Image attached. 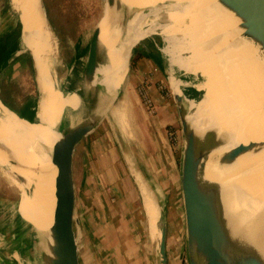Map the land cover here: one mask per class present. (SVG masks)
<instances>
[{
    "label": "bare ground",
    "instance_id": "obj_1",
    "mask_svg": "<svg viewBox=\"0 0 264 264\" xmlns=\"http://www.w3.org/2000/svg\"><path fill=\"white\" fill-rule=\"evenodd\" d=\"M114 1L116 9L103 5L97 24L102 60L93 83L105 89V97H113L127 73L130 52L155 30L165 41L161 49L174 93H181L182 84L176 69L203 76L193 82L203 90L202 96L196 102L185 97L192 109L186 120L198 143L212 145L203 160L201 177L221 184L220 202L231 236L242 233L264 259V51L244 34L239 17L222 0ZM10 3L20 10L17 42L33 51L34 67L43 72L39 74L42 99L36 121L19 117L0 100V166H9L5 171L23 194L22 214L31 248L47 257L54 243L58 174L52 162V145L62 143L79 95L60 88L53 71V78L46 82L44 72L46 67L51 69L58 50L41 1ZM181 45L188 51L186 57L181 54ZM234 148L237 153L229 154ZM220 154L226 163L217 162ZM142 195L149 226L159 238V210L146 191Z\"/></svg>",
    "mask_w": 264,
    "mask_h": 264
},
{
    "label": "rangeland",
    "instance_id": "obj_2",
    "mask_svg": "<svg viewBox=\"0 0 264 264\" xmlns=\"http://www.w3.org/2000/svg\"><path fill=\"white\" fill-rule=\"evenodd\" d=\"M41 4L45 11L49 28L56 42V51L58 50L50 67L52 70L46 67L44 77L46 78V82H48L53 78L54 74L57 85L60 88H77L81 96L84 98L82 110L79 113V117L77 118L78 122L92 120L95 124L92 128V133L89 132V136L95 133L98 134L99 132L98 135H106V139L108 137L111 144H113L112 141H114V139L118 143H122L125 142V140H137L138 138L142 137V127L145 133L147 131V135L150 138L152 137V126H154L153 121L157 120V115H159L160 117V114L162 112L164 113L163 120L166 121L165 125H162L166 140L172 147L174 156L181 166L184 148V135L181 129L178 107H184V111H186V113L192 110L189 107V101L187 99L189 98L196 102L202 96L203 90L200 89L196 92L192 91L190 88H188L189 85L186 84V81H199L203 79V76L201 74L195 75L190 73H182L181 69L175 68L176 72L181 74L178 75V78L182 81V84L180 85V90L182 89L180 93L182 96L181 101H177L175 99V94L169 86V80L167 77H164L163 81L157 80L153 83L147 82L144 79L135 84H130V76L136 68V58L140 56L139 54H142L137 49L135 53L133 52L131 54L127 73L122 84L118 88L117 93L113 97H105L106 93L104 88L99 87L95 83L92 85V87L88 86L84 77L83 70L86 62L90 35L93 28L96 26V24H98L104 13L103 5L106 4V0H41ZM2 7H4L3 0H0L1 10H3ZM9 10L10 11L5 12L7 16L4 17V19L0 22V27H4V23H6L5 19H7L8 22L13 21L14 23H16V25L18 24L17 22L18 20H20V17L18 19V14H20V10L14 9L11 6V3L9 6ZM3 15L4 13L0 14V16ZM100 25L102 26V20L100 22ZM151 35L155 36V39L159 42L160 47L164 45L165 41L162 38V35L157 30L145 36L142 41H147V38H149ZM17 43L18 42H16V44ZM182 47L184 46L181 45V48ZM181 51L183 57H186L188 55L187 50L182 48ZM29 52L33 54V51ZM101 60L102 55L99 47L98 63L101 62ZM37 73L38 87L40 90L42 88V85L39 84L41 83L39 74L43 72L40 71L39 73V70H37ZM16 80L22 81L21 76L18 75L14 81L9 79V82H7V84L9 83V85L11 86L13 85L16 95L19 96V94L23 93V89H19L16 87ZM26 80H29V78H26ZM3 83H5V81L4 79H1V101L4 97H6V94L11 91V89L8 90V88L7 90H4L6 86L2 85ZM142 84H145L147 86L146 89L152 97L154 108L151 111H149L141 101L139 86ZM186 87L187 89H185ZM133 95L137 100L135 103L133 102V99L128 98L129 96ZM156 95L161 97L159 101H157L158 106L155 105L154 100V97ZM185 97L187 99H185ZM41 99L42 95H40L38 103H40ZM93 131L97 132L94 133ZM111 148L114 150V147ZM118 152V166L120 167V165L123 164L125 166V162L122 157H119ZM18 165H22L20 163V160L18 161ZM8 168L9 166H5V168L3 166H0V178L5 181V186L2 187V192L0 194L5 198H13V200L11 201L13 203V206L11 208H13V210L15 209L16 217L28 230V237H30L29 228L26 223L27 221L22 214V210L24 207L23 194L21 192V189L19 188V184H17L16 181H13V179H11L6 173L5 170H7ZM78 179L79 178L76 177L77 181H74L76 197L75 218L77 219V222L75 223V229L77 240L79 243L78 245L81 264H133L130 261L127 262V260L125 259L126 257H130L129 255H127L128 248L123 242L124 238L127 235H130V231H124L122 226L123 223L122 221H120L119 217L124 219V213L126 212L129 216V211L133 206L130 199L132 196L136 195L134 193V191L136 192V188H134L131 192L130 188L132 189L134 185L131 187L130 185L126 184H118L117 190L115 191L110 185L106 184H95L94 187H92V185H81L78 182ZM27 190L29 191L30 188L28 187ZM93 192H95V194ZM98 192L104 196L103 202L106 203V210L109 214L107 221L109 219V222L112 223L113 219V224L115 226L114 232L111 236L113 244L110 243L109 248H106L108 247L106 245L103 246L102 242L98 243L97 236L92 232V228L90 229L89 226L94 221H97L98 223L103 222L104 218L95 215V220H93L92 217L88 220L85 219L86 223L89 224L90 222L89 225L83 226V224L80 223L81 215L85 210L84 204L88 208L92 207V209L95 211L101 205L100 201L99 203H97V201L92 199V194L96 195L98 194ZM163 202L164 205L163 207H161L160 215L158 217V227L160 228L163 223H167V219H175L179 226H181L185 231V212L181 191V180L180 182H178V180L176 181L175 187L171 188L169 197H167ZM132 203L138 207V200L136 202L132 201ZM77 205L79 211H77ZM13 222L17 223L18 221L17 219H15ZM118 222H120L119 230H117L116 226L118 225ZM1 223H3V226H7V224H9L6 216L0 217V225H2ZM33 233H37L35 228H33ZM19 234L16 239H21L26 251V256H24V259L19 261V264L26 262L27 259L30 261V264H47L48 256H40L36 254L32 248V250L28 249V251L27 248L30 247V244L28 243V237H24L23 232H20ZM117 237L121 238L120 243L116 242V240H119V238ZM3 245L4 239L2 238L0 239V247ZM19 251L20 249L16 250L15 252L17 257L19 255ZM107 252H111L110 255H106L105 253ZM120 254L122 256H120ZM183 264H189L187 253Z\"/></svg>",
    "mask_w": 264,
    "mask_h": 264
},
{
    "label": "crops",
    "instance_id": "obj_3",
    "mask_svg": "<svg viewBox=\"0 0 264 264\" xmlns=\"http://www.w3.org/2000/svg\"><path fill=\"white\" fill-rule=\"evenodd\" d=\"M3 5L4 7H2L3 10L0 9V14L4 13V15L0 16V22L7 16L5 12L10 11V1L9 5H5L3 0ZM18 21L21 30V22L20 20ZM5 22L4 27H0V40L9 38L16 26V23L13 21H10V23L5 19ZM154 38L150 36L147 38V41L143 40L144 44L148 45L152 51L150 52V56H145L143 54L138 56L136 68L130 76V84H135L144 79L147 82L153 83L157 80L163 81L164 77L168 78L169 73L164 56L154 48ZM7 42L11 43L10 38ZM135 48L136 51L138 49L140 53L144 51L142 43H138ZM4 59V61L0 60V84L1 79H4L5 83L2 84L6 86L4 90L8 88V90L11 89V91L6 94L3 100L11 106L17 114H21H18L21 118L28 121H35L38 118L37 108L41 92L34 78L31 54L25 47L17 43L15 44V50L7 54ZM18 75L21 76L22 81L16 80V87L23 89V93L19 94V96L16 95L14 86L9 85V83L7 84L9 79L14 81ZM26 78H29V80H26ZM186 82V84L189 85L188 88L192 91H199V89L194 86L193 81L187 80ZM73 89L77 90V88ZM185 89H187V87ZM128 98L133 99L134 103L137 101L134 95ZM160 98L161 97L158 95L154 97L155 105H157V101H159ZM82 106L83 103L79 97L77 109L68 117L67 128L78 122L77 118L82 110ZM163 115L164 113L161 112L160 117L157 115V120L153 121L154 126H152V137L150 138L147 135V131L145 133L141 127L143 136L137 140H125V142L118 143L114 139V141H112L113 144H111L108 137V140L106 139V135H98L99 132L98 134L95 133L97 131H93L95 134L89 136V134L92 133L91 130L90 133L79 140L73 152L72 170L75 182L77 181V177L79 178L78 182L85 186L92 185V187H94L95 184H106L110 185L112 189L116 191L118 184H126L131 187L134 185L132 189L130 188L131 192L136 188V192L134 191L136 195L132 196L130 199L133 206L129 211V216L126 212L124 213V219L119 217L120 221L123 223L122 226L124 231H130V235H127L123 242L128 248L127 255L130 257H126L125 259L127 262L130 261L133 264H160L158 254L159 238L154 236L149 226L143 203L144 195L142 194H144L145 191L149 194L157 206L160 215L161 207L164 205L163 201L169 197L171 188L175 187L176 181L178 180V182H180L181 178V166L176 160L172 147L168 144L163 131L162 125H165L166 122L163 120ZM111 147H114V150ZM117 152L119 157L123 158L125 166L124 164L120 165V167L118 166ZM4 186L5 181L0 178V193ZM93 193L95 194V192ZM94 194H92V199L97 201V203L100 201L101 205L95 211L91 206V208H88L84 204L85 210L81 215L80 223L83 224V226L89 225L90 222L89 224L86 223L85 219L88 220L92 217L93 220H95V215L104 218L103 222L98 223L94 221L89 226L90 229L92 228V232L97 236L98 243L102 242L103 246L106 245L108 246L106 248H109V244H113L111 236L115 226L113 224V219L112 223L109 222V219L107 221L109 214L106 210V203L103 202L104 196L99 192L96 195ZM12 200L13 198H5L0 194V217L6 216L9 222L7 226H3V223L0 225V239H4V245L0 247V264H19V261L26 256L23 242L21 239H16V237H18L20 232H23L24 237H28V230L16 217L15 209L13 210V208H11L13 206ZM137 200L138 207L132 203V201L136 202ZM77 211H79L78 205ZM15 219L18 221L17 223L13 222ZM116 226L117 230H119L120 222H118ZM166 227L167 264H183L186 256L185 231L179 226L175 219H167ZM117 238H119V240H116V242L120 243L121 238ZM18 249H20L23 254L20 258L15 254ZM28 249L30 250L31 246L27 248V250ZM110 253L111 252H107L105 254L110 255ZM78 254L80 259V253L78 252ZM120 256L122 255L120 254Z\"/></svg>",
    "mask_w": 264,
    "mask_h": 264
},
{
    "label": "water",
    "instance_id": "obj_4",
    "mask_svg": "<svg viewBox=\"0 0 264 264\" xmlns=\"http://www.w3.org/2000/svg\"><path fill=\"white\" fill-rule=\"evenodd\" d=\"M222 1L239 17L244 34L253 39L264 51V0ZM106 4L116 9L114 0H106ZM151 36L154 38V35ZM97 37L96 24L90 35L83 70L85 80L90 87L94 84L92 80L98 64ZM154 41V48L162 53L159 42L155 38ZM138 43H142L143 47L150 51L151 48L142 40ZM134 51L135 47L128 56L127 64ZM33 74L38 86V73L34 67V61ZM75 91L84 103V98L79 91ZM174 94L177 101L182 100L181 94ZM178 112L184 135L180 180L185 212L186 253L189 264H264L263 257L248 243L242 233L235 238L231 236L223 215V205L220 202L221 184L215 181H204L201 177L205 164L203 160L212 150V145L198 143L194 131L186 120L184 107L179 106ZM94 125L92 120L79 121L67 128L61 144L55 141L52 145V162L58 174L55 183L56 204L52 225L54 243L47 258V264H80L75 229L77 219L75 218L76 197L72 158L76 144L92 130ZM236 153V148L229 151V154L235 155ZM217 162L226 163L224 155H218ZM166 232V223H163L160 227L158 241L160 264H167Z\"/></svg>",
    "mask_w": 264,
    "mask_h": 264
},
{
    "label": "trees",
    "instance_id": "obj_5",
    "mask_svg": "<svg viewBox=\"0 0 264 264\" xmlns=\"http://www.w3.org/2000/svg\"><path fill=\"white\" fill-rule=\"evenodd\" d=\"M4 2H5V5H9V0H4ZM17 23L18 24L15 26L13 32L11 33V35L9 37L10 40H11V43H8L7 42L9 38H6V39L4 38V39L0 40V60L1 61L2 60L4 61L5 60L4 58L7 56V54H9L10 52H13L15 50V44L17 42V37L20 34V24H19V21ZM135 52H136V48H135L134 53ZM150 52H151V49H150V51H147L144 48V51H143L142 54L145 55V56H150V54H151ZM139 55H141V54H139ZM136 60H137V58H136ZM2 101H3L4 104L8 105L3 99H2ZM9 107L12 108L11 106H9ZM19 115H21V114H19Z\"/></svg>",
    "mask_w": 264,
    "mask_h": 264
},
{
    "label": "built area",
    "instance_id": "obj_6",
    "mask_svg": "<svg viewBox=\"0 0 264 264\" xmlns=\"http://www.w3.org/2000/svg\"><path fill=\"white\" fill-rule=\"evenodd\" d=\"M147 86L144 84L139 86V94L141 97V101L143 102V104L146 106V108L151 111L154 108V103L152 100V97L150 96V94L147 91Z\"/></svg>",
    "mask_w": 264,
    "mask_h": 264
}]
</instances>
